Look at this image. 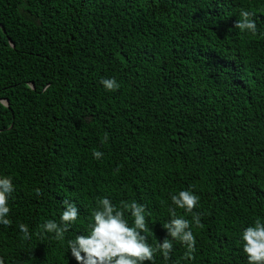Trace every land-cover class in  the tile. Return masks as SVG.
Masks as SVG:
<instances>
[{
    "label": "trees",
    "instance_id": "obj_1",
    "mask_svg": "<svg viewBox=\"0 0 264 264\" xmlns=\"http://www.w3.org/2000/svg\"><path fill=\"white\" fill-rule=\"evenodd\" d=\"M241 9L256 34L234 28ZM2 176L4 264H77L66 240L97 197L144 205L155 246L185 189L203 224L195 259L173 241L170 260L145 264H248L240 235L264 220V0H0ZM65 199L80 213L65 240L41 235Z\"/></svg>",
    "mask_w": 264,
    "mask_h": 264
},
{
    "label": "clouds",
    "instance_id": "obj_2",
    "mask_svg": "<svg viewBox=\"0 0 264 264\" xmlns=\"http://www.w3.org/2000/svg\"><path fill=\"white\" fill-rule=\"evenodd\" d=\"M254 17V12L241 9L240 19L235 22L234 28L256 34L257 24ZM100 83L107 91H115L120 87L115 78H102ZM104 140H108V133L104 134ZM92 155L94 159H101L103 153L94 150ZM14 191L12 178L0 177V224L4 226L11 225V220L7 217L10 213L9 198ZM33 191L37 196L41 194L38 188ZM169 197L175 207L168 208L170 219L163 225L167 236L162 242L157 241L155 246L148 243V237L144 234L150 231L144 205L135 201H121L117 207L109 198L97 197L88 216L86 232L67 239V250H70L77 264H145L146 261L152 262L157 253L164 260H170L173 241H178L186 248L183 259L194 260L196 238L192 227L203 228L200 214L193 211L199 203V197L188 189L175 194L169 193ZM62 204L63 211H60L59 222L49 219L39 225L42 229L41 235L52 233L56 240H65V233L70 230L80 213L68 199ZM177 208L192 214L191 223L188 219L177 216ZM126 213L132 217L131 224L125 218ZM19 230L23 233V238H31L25 224H19ZM240 241L248 264H264V220L256 218L252 226L245 227ZM0 264H4L3 258H0Z\"/></svg>",
    "mask_w": 264,
    "mask_h": 264
},
{
    "label": "water",
    "instance_id": "obj_3",
    "mask_svg": "<svg viewBox=\"0 0 264 264\" xmlns=\"http://www.w3.org/2000/svg\"><path fill=\"white\" fill-rule=\"evenodd\" d=\"M12 47H13V45L12 44H10Z\"/></svg>",
    "mask_w": 264,
    "mask_h": 264
}]
</instances>
